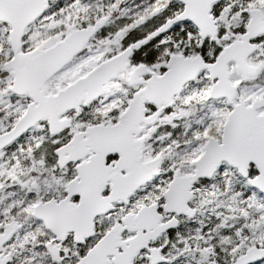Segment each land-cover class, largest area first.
Listing matches in <instances>:
<instances>
[{
    "label": "snow or ice",
    "instance_id": "snow-or-ice-1",
    "mask_svg": "<svg viewBox=\"0 0 264 264\" xmlns=\"http://www.w3.org/2000/svg\"><path fill=\"white\" fill-rule=\"evenodd\" d=\"M0 264H264V0H0Z\"/></svg>",
    "mask_w": 264,
    "mask_h": 264
}]
</instances>
